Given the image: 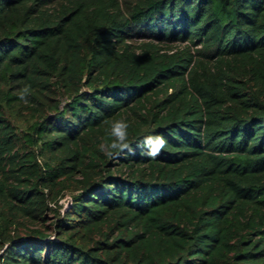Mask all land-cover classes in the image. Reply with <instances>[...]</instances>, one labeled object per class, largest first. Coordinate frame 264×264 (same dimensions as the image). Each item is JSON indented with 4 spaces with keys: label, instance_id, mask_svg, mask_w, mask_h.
<instances>
[{
    "label": "trees",
    "instance_id": "obj_1",
    "mask_svg": "<svg viewBox=\"0 0 264 264\" xmlns=\"http://www.w3.org/2000/svg\"><path fill=\"white\" fill-rule=\"evenodd\" d=\"M0 264H264V0H0Z\"/></svg>",
    "mask_w": 264,
    "mask_h": 264
},
{
    "label": "clouds",
    "instance_id": "obj_2",
    "mask_svg": "<svg viewBox=\"0 0 264 264\" xmlns=\"http://www.w3.org/2000/svg\"><path fill=\"white\" fill-rule=\"evenodd\" d=\"M18 98L25 104L29 103L27 99L31 95V86L25 85L18 90ZM130 125L126 120H115L108 129V137L101 143L100 151L104 152L109 158L119 155L123 152L135 154L128 139V129ZM167 145L166 138L161 134L147 135L144 137L142 147L146 149L142 154L155 159L165 149Z\"/></svg>",
    "mask_w": 264,
    "mask_h": 264
},
{
    "label": "rangeland",
    "instance_id": "obj_3",
    "mask_svg": "<svg viewBox=\"0 0 264 264\" xmlns=\"http://www.w3.org/2000/svg\"><path fill=\"white\" fill-rule=\"evenodd\" d=\"M61 202H62L64 205H66V203H67V198H63V199L61 200Z\"/></svg>",
    "mask_w": 264,
    "mask_h": 264
}]
</instances>
